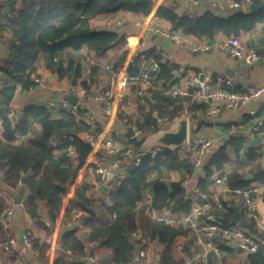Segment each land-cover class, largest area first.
Segmentation results:
<instances>
[{"label": "crops", "instance_id": "0c3cea01", "mask_svg": "<svg viewBox=\"0 0 264 264\" xmlns=\"http://www.w3.org/2000/svg\"><path fill=\"white\" fill-rule=\"evenodd\" d=\"M24 2L25 0H0V3L5 5L6 11H11L12 5L19 10L23 7ZM153 2V11L149 15L121 10L114 13L100 14L93 18L90 22L92 29H108L117 32L119 42H115L104 54H98L96 50L87 46L78 50L67 48L61 55H56V59L54 58L57 64L59 61L61 63L63 70L61 74L49 66L52 55L49 52H42L37 60V69L32 76L33 79L39 80L32 84V87L29 86L28 88L22 83H18L12 91L13 83L10 77L3 69H0V103L8 99L10 95L12 96L8 105L9 117L15 116L12 115V111H16L18 116L19 111H22L23 115V109L30 104H44L45 101L50 100L63 101L67 94L73 92L81 99L80 107L74 113L90 124L91 133L89 132L90 134L86 135L90 137L93 145L87 163L68 185V193L64 196L63 205L55 219L48 215L44 201L40 202L38 210L40 217L32 216L25 209L23 200L27 194V187L23 180L17 187H10L2 181L0 182V195L7 202V206L2 213L3 227L0 229V264H160L166 244L159 239L144 236L142 227H138L133 232L132 239L136 244L133 256L128 262L118 263L116 253L107 245L106 239L92 240L89 238L91 228L86 225V220L90 217V214L86 215L80 206L78 208L72 205V201H75L72 192L77 195V189L83 190L88 197L95 201L96 205L92 206L97 211L103 206V202L109 201L111 192L116 189L118 184L114 181H111V183L109 181L108 184L104 182L97 167L100 164L113 167L118 163L117 170L120 168V172H123L126 176V167H132L134 160V156L126 153V150L132 147L136 153H140L135 141L126 134L127 127H134L135 130L141 131V135H148L141 126L146 122L148 113H151L156 119L157 124L155 127L158 130L161 127L158 122L159 117H168L173 122V111L177 110L178 115L187 113L191 138L199 135L210 137L216 141L215 146L209 150L210 156L232 137L243 138L245 142L239 153L235 152L234 147H229L234 162L233 164H227L223 169H219L215 165L208 166L210 160L208 156L206 158L207 163L201 167H195L194 172L190 175H187L185 171L177 170L169 173L170 180L168 183H171V186L172 182L182 183L187 198L192 200L191 209L194 205L202 202L200 192L204 190L200 182L203 178L207 180L208 190H220L222 185L216 184L214 180L218 171L228 173L230 184L231 174L236 170L244 175L246 179L250 173L254 174V172L264 170V93L258 101L249 105L235 108L225 107L214 118H203L200 115L190 114L195 109L207 107L208 102L194 101L191 96L174 97L168 93L170 87L177 84L184 85L188 78L198 76L206 78L214 87L231 88L240 92H246L252 87H264V62L248 63L232 55L224 45L231 35L219 33L214 37H209L186 34L180 28L175 29L169 20L157 15L158 9L162 6L174 7L181 14L188 13L192 15H199L212 9L220 13L230 14L235 9L221 10L213 6L210 0H200L199 2L196 0H153ZM2 22L7 24L9 19L4 17L3 21L0 20V62L7 58L12 40V33L2 28ZM153 24L179 31L184 35L185 40L177 41L160 37L150 30ZM238 36H240L244 45L264 52V21L259 22L254 29ZM141 43H146L145 49L142 48ZM193 44H206L209 49L194 51L192 50ZM154 48L158 50L163 61L174 66V72L178 77V80L169 83L163 78L151 77L149 81H154L158 85L157 89L148 88V84L144 81L131 80L133 75L139 74L145 66L156 61L154 57L148 59L145 54L146 51ZM124 52H127L124 64L121 68L114 67L115 62ZM73 60L75 61L74 68ZM78 68L80 69L79 77L75 74ZM74 77L77 78L76 85L73 81ZM219 77L224 80L231 78L234 80L235 85L231 87L225 81H219ZM85 82L89 84V92L84 87ZM140 90L145 91L144 97L137 94ZM108 94L112 95V101L109 104L113 108L112 113L106 112ZM167 99L173 101L169 106H166ZM0 107H2V104H0ZM261 107H263V111L259 116L250 119L245 124L242 123L246 119L247 112L253 108L258 110ZM59 111V108H54L53 112L58 114ZM202 120L214 121L215 125H203L198 130L199 123ZM235 121H237V124ZM260 121L263 122V125L256 130L255 127ZM194 124L195 127H193ZM99 130L100 132H98ZM3 131V116L0 113V136H2ZM41 132L42 125L35 122L31 130L27 134L18 135L14 143L26 142L29 138L39 135ZM95 132L97 134L92 135ZM131 140L134 141L136 148ZM248 147L255 149L256 156L249 157L246 151ZM112 148H115L116 151H112ZM180 152L183 157L188 156L192 160L193 150L190 147L181 148ZM0 176L1 180L2 175ZM115 178L117 179L118 175ZM247 180H252L249 185L260 184L263 188L262 192L264 191V184L258 180H254V178ZM23 188H25V194L19 203L17 197ZM147 190L153 192L151 187H148ZM221 194L226 207L224 214H228L224 223L232 225L233 222L237 221L232 216L239 210L242 213L240 219L242 223L247 221L253 224L254 228L251 229L243 223L249 230L254 231L256 229L255 221L246 212L243 197L234 198L232 194L224 192H221ZM263 202L261 208L264 216ZM142 203L145 205L146 213L152 219L146 193L140 205ZM9 208L14 210V214L11 216L7 214ZM231 210H233L232 213ZM80 211L84 212L81 218L85 224L84 227L78 226L75 222L76 214ZM212 213L213 211H210L209 218L212 217ZM84 215H86L85 219ZM113 217H116V215L113 214ZM97 219L103 223L99 218ZM172 226L177 227L180 231L171 246L172 256L178 261L183 260L185 264H198L197 262L189 263L195 251L199 249L192 229L186 225ZM71 230H75L76 234L83 238L86 256H80L72 250L65 249L64 235ZM26 235L31 239L32 246L26 241ZM215 238L217 240L221 239L219 234H215ZM11 239H14L16 243L9 250L6 249L5 244L9 243ZM230 247V250L222 255H212L209 264H250L249 253ZM13 252L23 253L25 258L15 256ZM90 255H94L96 259L91 260Z\"/></svg>", "mask_w": 264, "mask_h": 264}, {"label": "trees", "instance_id": "16d2710c", "mask_svg": "<svg viewBox=\"0 0 264 264\" xmlns=\"http://www.w3.org/2000/svg\"><path fill=\"white\" fill-rule=\"evenodd\" d=\"M153 7V0H25L21 9L18 10L12 5L11 11H6L5 5L0 3V20L3 21L4 17L9 19L7 24L2 22L1 26L12 33L9 52L7 58L0 62V69L10 77L13 83L12 91L18 83L29 88L36 81L32 76L42 52H49L52 55L49 66L61 74L63 71L61 63L59 61L57 64L54 58L67 48L78 50L87 46L96 50L98 54H104L113 46L112 42H119L117 32L108 29L95 30L90 27L91 20L96 16L121 10L149 15ZM157 15L169 20L175 29L180 28L186 34L209 37L219 33L241 35L264 21V7L248 13L235 10L230 14H224L212 9L199 15H192L181 14L174 7L162 6L158 9ZM84 27H90L91 31L66 37L74 28ZM145 54L148 59L154 57L160 65L156 77L163 78L168 83L178 80L174 66L163 61L157 49L148 50ZM126 55L127 52H124L115 62L114 67L121 68ZM72 64L74 68V60ZM75 74L79 77V68ZM84 87L89 92L88 82L84 83ZM11 98L10 95L0 103L4 129L0 136V175H2L0 182L10 187H17L29 173L26 183L27 194L23 200L25 209L32 216L40 217L38 210L40 202L44 201L48 215L55 219L63 205L64 196L68 193V185L87 163L93 150L91 139L86 135L91 133V126L74 112L60 108L59 113L54 114V108L45 104H30L23 109L21 117L18 113L14 117H9L8 105ZM166 102V106L173 103L171 99H167ZM35 122L42 125V132L26 142L14 143L18 135L27 134ZM156 124V119L148 113L146 122L141 126L146 130L145 133L151 134ZM65 127H75L76 134L72 137L58 135V129ZM96 134L97 132L92 133L94 136ZM131 141L136 148L134 141ZM244 144L243 138L232 137L210 157L208 166L215 165L223 169L227 164H233L234 157L229 152V147H234L235 152L239 153ZM246 151L249 157L256 156L254 148L248 147ZM126 168V176L112 179L118 185L111 192L109 201L103 202L97 214L90 215L86 220V225L91 228L89 238L106 239L107 245L115 251L118 263L128 262L136 250L135 241L132 239L133 232L138 227H142L144 236L159 239L166 244L160 264H185L183 260L178 261L171 254V246L180 232L179 229L172 225L154 222L146 213L145 205L140 203L145 198L146 189L151 187L156 207L168 206L173 210L184 212L191 210L192 200L187 198L182 183L172 182V190L168 185L171 171H185L187 175L194 172L195 165L191 157H183L180 150L163 148L157 154L151 152L143 154L139 165ZM254 180L264 184V170L254 172ZM251 182L252 180H247L237 170L231 174L230 184L233 186H247ZM200 185L203 190H208L206 179L203 178ZM76 192L81 200L96 205L83 190L77 189ZM72 205L80 208L75 201H72ZM6 206L5 198L0 195V229L3 227L2 213ZM113 214H116V217H113ZM227 216L228 214L223 213L224 221L227 220ZM64 247L77 255L86 256L84 240L75 230L64 235ZM222 247L226 252L231 248L228 242H224ZM248 257L250 264H264V248L249 253Z\"/></svg>", "mask_w": 264, "mask_h": 264}, {"label": "built area", "instance_id": "2783aa9c", "mask_svg": "<svg viewBox=\"0 0 264 264\" xmlns=\"http://www.w3.org/2000/svg\"><path fill=\"white\" fill-rule=\"evenodd\" d=\"M199 2L200 0H196ZM212 5L221 9H235L238 10L244 3L250 4L253 0H210ZM150 30L157 33L160 37L170 38L177 41L185 40L184 35L171 28H166L159 24H153ZM230 53L238 59L246 61L248 63L264 62V52L257 50L254 47H248L241 41L240 36L231 35L230 38L224 44ZM142 48H146V43H141ZM141 48V47H140ZM209 46L206 44H193L192 50L200 51L207 50ZM174 62L173 59H171ZM160 70L158 62L153 61L151 64L145 66L139 74L133 75L131 80L144 81L148 84V88L157 89L158 85L155 82H150L149 79L153 76L156 77V73ZM153 72V73H152ZM36 81L39 79H35ZM219 81H225L229 86L235 85L234 80L229 78L224 80L222 77L218 78ZM35 81V82H36ZM33 86V85H32ZM31 86V87H32ZM168 93L174 97L177 96H191L194 101L208 102L207 107H202L193 110L190 114L200 115L203 118H214L220 113L223 108H235L249 105L252 102L258 101L264 93V87H252L246 92H240L235 89H224L214 87L206 78L195 77L188 78L184 85H174L168 89ZM140 97L145 96V91L140 90L137 92ZM112 101V95L107 96L106 112L112 113L113 108L109 106ZM44 104L50 108H61L67 109L71 112H75L80 107L78 104H71L66 99L63 101L50 100L45 101ZM256 108L251 109V113H255ZM14 116L16 111L11 112ZM158 122L161 125L159 131L166 129L172 124V121L168 117H159ZM263 122L260 121L256 125L255 129H260ZM138 136H141L140 130H135ZM119 133L118 130H116ZM72 137V135H70ZM216 144V141L210 137H204L196 135L189 138L190 147L193 150L192 161L196 168L206 164V158L210 156V148L212 149ZM163 149L161 146H157L153 149H148L147 152L157 154ZM112 151H116L112 148ZM145 152V153H147ZM126 153L134 156L132 167L141 163L142 155L145 154L140 151L135 152V149L129 147ZM119 164H115L113 167H108L104 164H100L97 168L101 175V179L108 184L118 175V177H124V173L120 172ZM215 183L222 185L220 190L211 189L201 191L202 202L193 206L188 212H174L169 207L158 208L154 205V194L147 190V202L150 206V214L154 221L170 224V225H186L190 227L195 235L196 244L199 249L195 251L193 257L189 263L197 262L198 264H209L212 255H222L226 251L222 247L224 242H237L238 245L242 246L247 253L256 252L259 248H264V216L262 213L261 203L263 200V188L260 184H251L248 186H231L229 184V176L226 171H218L214 177ZM110 185V184H109ZM100 188V187H98ZM221 192L232 194L235 197H243V203L245 210L254 221L256 229L254 231L249 230L241 220L233 222L232 225H226L223 219V213L226 209L224 201L221 197ZM264 203V202H263ZM210 211H213L210 216ZM8 216L14 214V210L9 208L7 210ZM83 211L76 214V224L80 227H84L82 215ZM116 215V214H114ZM215 234H219L221 239H216ZM26 241L32 246L31 239L28 235L25 236ZM16 243L14 239H11L9 243L5 244L6 249L10 250V247ZM15 253V256L25 258L23 253ZM91 260H95L94 255H90Z\"/></svg>", "mask_w": 264, "mask_h": 264}, {"label": "water", "instance_id": "95a60500", "mask_svg": "<svg viewBox=\"0 0 264 264\" xmlns=\"http://www.w3.org/2000/svg\"><path fill=\"white\" fill-rule=\"evenodd\" d=\"M140 1V0H137ZM264 7V0H253L252 3L247 4L244 3L238 10L242 12H256L259 9ZM91 28L90 27H84V28H74L72 31H70L66 37H71V36H76L80 33H87L90 32ZM64 38H62L63 40ZM112 42V44H114ZM74 84H77V78L74 77L73 79ZM65 99L69 101L71 104H78L80 102V97L78 95H75V93H69L65 96ZM263 111V107L258 109L254 114L251 112H247L246 114V119L242 122L245 124L247 121H249L252 118H255L261 114ZM22 115V111H19V116ZM173 117V122L171 125H169L166 129L159 131L156 127L153 129V132L148 135H143V136H138L136 134V131L134 127H127V135L132 137V139L135 141L136 145L138 146L139 150L143 153L147 152L148 149H153L157 146H161L165 149H170L172 151H177L180 150L181 148L187 147L189 144V138H190V125H189V116L187 113H184L182 115H178L176 112L172 113ZM237 124V121H235ZM230 124V123H229ZM203 125H215L214 121H207V120H202L199 123L198 130L203 126ZM126 127V126H124ZM77 132V129L75 127H65L62 129H58L57 134L60 136L63 135H75ZM28 175H25L23 178V183H27L28 180ZM1 177V176H0ZM254 174L250 173L247 176V179H253ZM168 185L172 188L171 183H168ZM106 187V185H105ZM25 194V188H23L17 199L20 203L23 195ZM73 199L79 204V206L83 209V211L87 214H97V210L94 206L86 203L85 201L81 200L75 192H72ZM86 215H84V219L86 218ZM242 216V213L237 210L235 214L232 216L234 220H240ZM245 225H248L251 229L254 228L253 224L248 223L247 221H243ZM229 245L232 247L237 248L239 251H245V249L238 245L237 242H229Z\"/></svg>", "mask_w": 264, "mask_h": 264}, {"label": "rangeland", "instance_id": "374dc122", "mask_svg": "<svg viewBox=\"0 0 264 264\" xmlns=\"http://www.w3.org/2000/svg\"><path fill=\"white\" fill-rule=\"evenodd\" d=\"M193 127H195V124L193 125ZM141 136H143V135H141Z\"/></svg>", "mask_w": 264, "mask_h": 264}]
</instances>
